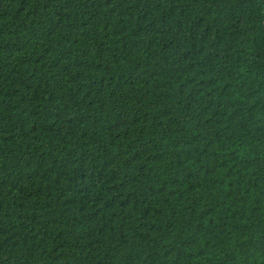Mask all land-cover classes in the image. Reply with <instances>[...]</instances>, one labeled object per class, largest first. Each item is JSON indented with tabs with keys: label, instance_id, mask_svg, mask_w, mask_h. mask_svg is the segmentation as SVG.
Instances as JSON below:
<instances>
[{
	"label": "trees",
	"instance_id": "16d2710c",
	"mask_svg": "<svg viewBox=\"0 0 264 264\" xmlns=\"http://www.w3.org/2000/svg\"><path fill=\"white\" fill-rule=\"evenodd\" d=\"M0 264H264V0H0Z\"/></svg>",
	"mask_w": 264,
	"mask_h": 264
}]
</instances>
